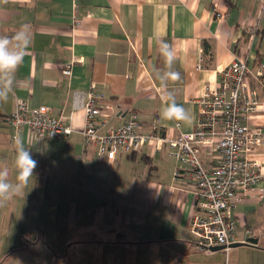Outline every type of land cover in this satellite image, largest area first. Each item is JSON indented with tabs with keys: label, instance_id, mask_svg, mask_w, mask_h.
I'll return each instance as SVG.
<instances>
[{
	"label": "crops",
	"instance_id": "crops-1",
	"mask_svg": "<svg viewBox=\"0 0 264 264\" xmlns=\"http://www.w3.org/2000/svg\"><path fill=\"white\" fill-rule=\"evenodd\" d=\"M24 24L29 26L32 44L15 74L13 93L7 102H0V167L7 166L9 178L15 180L17 138L30 149L38 167L17 196L19 201L14 196L6 206L14 204V199L15 204L21 201L22 207L31 206L41 192L55 197L57 175L79 182L80 188L83 182L86 188L94 186L101 193L96 197L102 199L97 200L102 205L122 198L116 193L120 181L105 180L111 175L130 183L129 190L140 192L137 200L142 205L124 211L128 222L122 224L126 228L138 225L146 232L69 234L59 241L66 256L76 250L95 252L92 259L96 264H222L225 254H232L237 256L236 264H244L240 258L243 247L206 252L191 235L190 224L196 214L194 180L185 170L174 179L181 166L168 146L161 152L145 146L134 158L98 159L96 146L88 144L82 134L85 112L74 110V105L77 93L95 89L102 113L101 135L126 124L132 113L146 134L158 132L174 138L192 132L199 118L197 100L206 85L216 87L221 71L237 60L254 68L264 64V0H0V35L12 36ZM158 40L173 45L177 53L174 69L181 79L169 82L167 91L174 92L177 103L191 110V125L161 119L165 90L158 75L167 69ZM69 64L70 76L64 74ZM259 89L260 106L249 124L264 130V86ZM20 101L30 107L51 108L52 116H62L73 133L66 141L39 140L26 128L17 134L9 118ZM254 158L264 164V141ZM202 160L207 169L213 167L206 152ZM142 163L149 166H144L147 179L137 183L134 169ZM152 169L158 173L166 169L169 183L150 181ZM126 173L129 177L123 179ZM41 176L47 179L44 183ZM109 204L112 209L104 213L116 215L118 201ZM233 218L239 241L258 239L256 245H242L259 258L250 264H264V178L236 204ZM112 222L111 232L118 224L114 218ZM49 235L0 234V264L52 263L41 259L39 252L41 247L42 252L55 255V246L46 241L52 240ZM15 251L19 257L31 253L32 258L15 261ZM69 263L73 264L72 260Z\"/></svg>",
	"mask_w": 264,
	"mask_h": 264
},
{
	"label": "built area",
	"instance_id": "built-area-1",
	"mask_svg": "<svg viewBox=\"0 0 264 264\" xmlns=\"http://www.w3.org/2000/svg\"><path fill=\"white\" fill-rule=\"evenodd\" d=\"M64 74H72V64ZM263 86L264 64L254 68L247 61H235L221 71L216 87L205 86L197 100L199 118L195 129L174 138L158 132L143 133L134 113L126 124L101 135L98 130L102 113L94 88L75 95L74 110L85 112L82 134L88 144L96 146L98 159L113 161L118 155L138 153L145 146L155 152L168 146L181 166L174 174L175 180L182 170L194 180L196 214L190 224L191 235L206 252L216 247L229 251L234 244L248 242L237 238L234 208L264 178V164L254 158L263 144L264 130L249 124L260 106L259 88ZM9 120L17 134L26 128L39 140L66 141L73 133L64 118L53 117L47 106L30 107L20 101ZM204 152L212 160L210 169L202 160Z\"/></svg>",
	"mask_w": 264,
	"mask_h": 264
},
{
	"label": "rangeland",
	"instance_id": "rangeland-1",
	"mask_svg": "<svg viewBox=\"0 0 264 264\" xmlns=\"http://www.w3.org/2000/svg\"><path fill=\"white\" fill-rule=\"evenodd\" d=\"M144 166L147 167L148 165L142 163L140 167L134 169V173H137V180L134 182H146L145 178L147 177L146 174L148 170L147 168L144 169ZM143 169L144 172L147 170L144 177L142 176ZM152 170L150 181L156 183L170 181V175L166 173V169L160 170L161 172L159 173L154 169ZM112 177L111 175L106 176L105 180L107 181L108 179L111 183L114 182V179L116 182L120 181L117 185L116 193L122 196V198L114 199L113 201L110 200L108 203H104L103 201L102 205L97 201H102V199H97L101 193L97 192L94 186L86 188V183L83 182V186L80 188L79 182H75L74 180L66 181L67 179H65L63 175H57L54 178V181L58 183L56 184L58 190L53 198L45 194V192H41L38 197L39 200L33 201L34 204L31 206L24 205L22 207L20 206L21 201L15 204L20 199L15 196L17 201L14 199V204H8L7 206V202L0 204V234H50L49 236L52 240H48L47 238L46 241H49V244L53 245L52 247L55 246L54 250L56 252L55 255H53L54 252L46 250L42 252V250H40L41 247H39L41 259H44V261H47V259L50 261L53 260L52 263L45 262V264H71L69 263L70 260H72L73 264H96L92 259V254H95V252L88 253V251L78 252L72 250L69 252L71 255L66 256V251L61 250L63 244L62 242L59 243V241L70 236L69 234H143L146 232L144 227L131 225L126 228L127 225L122 224L124 221L125 223L128 222L127 212L124 211L132 210L133 208L131 207L134 205H142V201L140 202V200H137V196L140 194L139 191L129 190L128 187L131 185L130 183H128L129 185L124 184L122 179L120 180L118 177ZM128 177L129 175L126 173L123 179ZM131 178H133V176ZM40 179L41 183L47 180H44L43 176H41ZM49 184H53V182L50 181ZM83 187L86 189H83ZM115 201H118L119 207H114V211L117 212L118 210L119 212L116 215L104 213L112 209L113 206H110L109 203L113 204ZM112 218H114V223H118L115 224L116 230L113 232L109 231L111 228L109 224H111ZM8 237H10V235ZM45 245L47 247V244ZM237 248H242L240 258L244 264H250L259 259L248 249H245L244 246H239ZM17 254V251L12 252L13 260L21 258L25 261H30L32 258L31 253H26L27 255L23 257H19ZM236 260V255L230 254V256H227L225 254L222 264H236ZM26 264L30 263L26 261Z\"/></svg>",
	"mask_w": 264,
	"mask_h": 264
},
{
	"label": "clouds",
	"instance_id": "clouds-1",
	"mask_svg": "<svg viewBox=\"0 0 264 264\" xmlns=\"http://www.w3.org/2000/svg\"><path fill=\"white\" fill-rule=\"evenodd\" d=\"M157 43L167 69L158 75L161 86L165 90L160 110L161 119L191 125L194 120L191 110L177 103L174 92L167 91L169 82L175 83L181 79L180 73L174 69L177 59L175 48L163 40H158ZM31 44L32 35L27 24L21 25L12 36L0 35V102H7L10 94L13 93L15 74L23 64ZM15 144V180L9 178L7 166L0 167V204L21 195L38 167V161L33 158L30 149L24 146L20 138L16 139Z\"/></svg>",
	"mask_w": 264,
	"mask_h": 264
},
{
	"label": "water",
	"instance_id": "water-1",
	"mask_svg": "<svg viewBox=\"0 0 264 264\" xmlns=\"http://www.w3.org/2000/svg\"><path fill=\"white\" fill-rule=\"evenodd\" d=\"M257 243H258V239L250 238L247 243H237V244L232 245V247H239L242 245H256ZM221 249H224V248L216 247V248H213L212 251L221 250Z\"/></svg>",
	"mask_w": 264,
	"mask_h": 264
},
{
	"label": "trees",
	"instance_id": "trees-1",
	"mask_svg": "<svg viewBox=\"0 0 264 264\" xmlns=\"http://www.w3.org/2000/svg\"><path fill=\"white\" fill-rule=\"evenodd\" d=\"M137 153H132V154H129L128 156L131 157V158H134L136 156ZM195 239V238H194Z\"/></svg>",
	"mask_w": 264,
	"mask_h": 264
}]
</instances>
